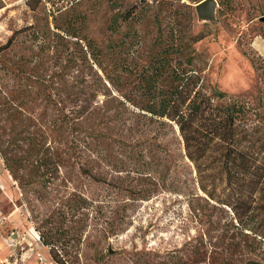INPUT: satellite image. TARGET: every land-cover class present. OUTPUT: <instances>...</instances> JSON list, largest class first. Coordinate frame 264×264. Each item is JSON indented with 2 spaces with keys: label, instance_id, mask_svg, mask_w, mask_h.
<instances>
[{
  "label": "rangeland",
  "instance_id": "374dc122",
  "mask_svg": "<svg viewBox=\"0 0 264 264\" xmlns=\"http://www.w3.org/2000/svg\"><path fill=\"white\" fill-rule=\"evenodd\" d=\"M199 1L0 0V46L31 28L0 57L1 104L14 91L18 100L29 98L23 114L45 122L42 114L51 120L55 108L45 109L41 96L18 94V87L44 88L29 75L49 81L59 108L60 90L100 83L91 104L98 113L82 130L46 135L63 162L51 183L30 181L27 169L20 186L0 163V211L8 216L0 264H36L27 250L37 237L47 244H41L44 257L56 264H264V211L251 219L241 214L243 226L253 228L243 232L230 208L198 189L176 126L131 114L123 97L136 83L134 76L123 82L124 73L137 74L151 56L167 53L173 66L198 72L208 94L264 104V0H216L213 22L197 19ZM113 20L116 33L108 29ZM34 27L38 39L31 37ZM60 72L67 73L64 87ZM105 72L124 89L106 81ZM227 193L218 190L220 199ZM12 229L28 238L10 250L1 237Z\"/></svg>",
  "mask_w": 264,
  "mask_h": 264
},
{
  "label": "trees",
  "instance_id": "16d2710c",
  "mask_svg": "<svg viewBox=\"0 0 264 264\" xmlns=\"http://www.w3.org/2000/svg\"><path fill=\"white\" fill-rule=\"evenodd\" d=\"M39 2L37 0V4ZM28 6L35 10L30 1ZM115 23L113 20L108 26L111 33L117 32ZM29 29L31 28L14 32L0 46V57L11 48L19 32ZM54 30L59 31L58 26L54 25ZM58 35L60 34L54 33L52 36L59 40L61 37ZM38 36L39 31L34 27L31 37L38 39ZM40 43L46 45L43 38ZM88 46H91V42H88ZM81 49L84 47L81 46ZM148 61L137 74L124 73L123 82L131 76L136 81L128 96H123L125 102L133 108L131 114L159 121L162 126H176L184 156L197 174L198 189L208 200L230 208L243 232H253L251 226H243L240 216L245 214L251 219L264 211V104L256 106L248 100L228 97L217 90L208 94L202 86L199 73L180 69L181 64L173 66L172 58L167 53L154 54ZM186 64H191L190 58L186 59ZM100 65L96 61V66ZM57 77L64 87L67 73L60 72ZM112 77V74L104 73L106 81L118 89H124L123 83L118 86L116 78ZM28 79L39 81L44 88L33 91L30 86L18 87V94H33L34 98L41 96L46 104L45 109L52 106L55 114L50 120V114L46 116L43 113L45 122L28 119L21 109L27 108L29 98L26 101L18 100L14 97V91L13 96L10 95L12 99L9 100L6 96L0 103V113L7 115L5 119L0 118V161L20 186L24 185L26 176L23 171L27 169L32 177L30 181L39 179L43 184L51 183L58 176L63 163L61 154L54 141L46 142L47 134H62L65 129L72 130L71 132L82 130V124L92 119L93 110L98 113V109L91 106L95 93L99 92L98 79L94 81L96 86L60 90L64 95V107L60 108L54 103L57 93L51 92L53 90L48 85L49 81L35 73L33 76L29 75ZM85 83L81 80V84ZM85 133H88L89 138H95L92 130L89 132L85 129ZM24 146L26 150L19 153V148L22 150ZM90 177L95 181L100 179L94 175ZM219 189L228 190L222 199L218 196ZM40 240L43 245H47L42 237Z\"/></svg>",
  "mask_w": 264,
  "mask_h": 264
},
{
  "label": "built area",
  "instance_id": "2783aa9c",
  "mask_svg": "<svg viewBox=\"0 0 264 264\" xmlns=\"http://www.w3.org/2000/svg\"><path fill=\"white\" fill-rule=\"evenodd\" d=\"M8 220V216H4L0 211V229L3 228L5 223ZM27 236L25 233H18L16 230H10L5 236L2 237V240L7 248L13 250L16 242L23 241L26 242ZM40 238L37 237L33 244L29 245L27 252L30 253V256H34L36 264H56L52 260H47L41 252V245ZM28 256L27 258H29ZM22 260V259H21ZM24 261V260H22Z\"/></svg>",
  "mask_w": 264,
  "mask_h": 264
},
{
  "label": "water",
  "instance_id": "95a60500",
  "mask_svg": "<svg viewBox=\"0 0 264 264\" xmlns=\"http://www.w3.org/2000/svg\"><path fill=\"white\" fill-rule=\"evenodd\" d=\"M216 0H201L194 5V11L199 21L213 22L216 19Z\"/></svg>",
  "mask_w": 264,
  "mask_h": 264
},
{
  "label": "crops",
  "instance_id": "0c3cea01",
  "mask_svg": "<svg viewBox=\"0 0 264 264\" xmlns=\"http://www.w3.org/2000/svg\"><path fill=\"white\" fill-rule=\"evenodd\" d=\"M0 163H1V161H0ZM5 172H6V171H5ZM1 183H2V182H1V177H0V189L2 190V185H1ZM0 230H1V229H0ZM7 233H8V232H7ZM7 233H6V234H7ZM6 234H5V235H6ZM5 235H3V236H5ZM3 236H2V237H3ZM2 237H1V238H2Z\"/></svg>",
  "mask_w": 264,
  "mask_h": 264
}]
</instances>
